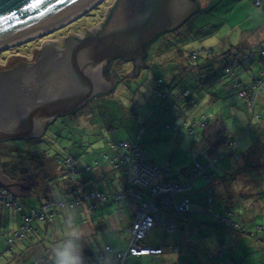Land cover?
<instances>
[{"label": "rangeland", "instance_id": "374dc122", "mask_svg": "<svg viewBox=\"0 0 264 264\" xmlns=\"http://www.w3.org/2000/svg\"><path fill=\"white\" fill-rule=\"evenodd\" d=\"M116 2L117 0H104L86 15L69 23L67 26L40 38H36L35 40L23 42L1 50L0 71H4L11 67L13 68V66H17L20 61H25L27 63L35 62L48 42L55 43L59 48H62L68 37L83 38L88 33L99 32L100 27L105 21V17L108 16L111 7ZM199 2L200 10L197 13L192 15L176 30L168 32L160 37V40L164 41L163 45L159 46L158 40L153 43V50L151 53H155L154 55L150 54L146 60V64L149 65V67H143L138 77L133 76L130 78V76H128L129 78L117 85L113 93L95 97L75 113L58 117L49 125L43 139L15 140L13 142L17 147L25 148L38 155L35 156L31 152H27L23 154L26 155L25 159L20 156V158H18L24 159V162L31 166V171H34L33 173L37 175L35 180L38 184L32 185L31 188L38 186L40 182L43 183L42 176L44 177V175L47 174L48 176L45 177L48 183L54 178V182H60L61 188L66 185L64 182L65 179L77 182L86 179L89 180V182L91 181L89 188H96L103 192L111 193L118 189H125L127 183L123 173L113 171L103 158V153L110 151V145H118L121 140H128L133 145H140L145 151L148 164L151 163L152 166L160 168H171L172 176H176L177 182L183 186L188 185L192 177L195 176L196 168L194 165V155H197L198 161L205 165L210 162H215V159H219V157L212 158L210 155L208 159L204 157L205 152H207V146L202 144L198 133L191 134L186 127L180 130L168 128L169 125L175 122L181 125L185 122L193 124V121H191L192 117H189L190 119L185 117L184 113H182L183 108L179 111H175L172 107V102L162 98L156 80L159 78L164 79L165 85L163 91L168 92L170 95H176L183 85H179L182 84V82L178 79L176 81L174 80V83L169 84L172 80V76L170 75V68L172 66H179L180 63L185 65H197L200 62H202V64L205 63L206 59L202 55L199 60L192 59L191 53L193 50H220V48L228 50L230 49V45L232 48H235L239 45V38L241 35H246L248 38L253 36L254 39H257L259 32L256 33L255 31L263 25L264 10L255 7L253 5V0H199ZM239 28H241V30ZM156 48H158V50H156L157 52L155 51ZM178 50L182 51L183 55L181 57H176ZM172 54L173 56H171ZM174 56L176 58L175 61L171 60ZM227 57L229 58L230 56L228 55ZM236 59L238 58L236 57ZM209 64L214 68L215 65L212 64V62L209 61ZM223 70L224 69L217 64L212 71L217 75L212 79L213 81L210 78L211 71L208 68H203V70L201 69L199 71L202 76L204 75L202 80L198 78L199 75L192 77V72H190V70L185 73L184 77L188 80L187 84L190 85L189 87L193 90L192 95L195 96L197 100L191 111V114L196 117L197 120H200L202 115L212 116L214 114L213 109H216V106L211 103L206 104L204 100H202V93L210 92L209 85L211 88L217 87L229 80L228 75H226ZM253 71H255V69H253ZM220 93L221 92L218 91V95ZM263 107L264 89L257 102L256 111L259 113L260 109ZM246 110L249 114V121L245 126H243L244 123H241L238 117L229 120L228 124L235 132L242 131L243 128V133L247 139L245 143H248L255 135L260 134H256V131L260 128L262 123H258L261 120H254L253 124H255V128L248 131L251 112L247 107ZM230 121H233L234 124ZM236 123L238 127H235ZM10 150L11 152L14 151V154H20L12 148H10ZM118 150L122 151L119 147ZM44 154L47 157H44ZM56 155H59L62 159L65 156L78 158V173L69 175L68 172L63 171L58 162L59 157L57 161L52 159ZM49 157H51V159ZM223 160L224 159L218 160V162L210 168V173L213 171L217 172L218 164L226 161ZM95 163H98V166L93 169L95 173H93V171L90 173L85 172L84 169L86 167L95 165ZM99 168H105L109 173V177L105 180H99L100 182L96 184L94 180L97 181L99 179L96 173ZM32 172H30V175L33 174ZM199 178L196 180L191 190L193 188L196 190L199 187H203L204 184L206 185L205 181L208 182L205 176ZM27 181L28 177L24 182ZM207 186L208 185L199 190L198 193L193 194L196 201L205 203L207 197L214 194L215 188H212L209 192ZM256 198V196H252L251 202H248L247 205L250 206L251 204H255ZM261 198H263L262 201L264 205V196H261ZM19 199L27 203L23 204L24 213L30 212V206H38L31 197ZM138 205H140L139 201L133 206L131 201H115L110 199L105 207H100L91 214L85 212L84 216H86V218H94L96 220V225H98L93 234H91L92 242H95L94 245L101 246L102 248L110 245L114 249H126L129 245L130 234L128 233V229L133 219L132 213ZM216 205L217 202L212 205L214 206L215 212L217 210L215 208ZM253 207L254 206L250 208ZM6 209L7 208L4 210ZM119 212H121V214H119ZM251 212H253V210ZM103 213L106 214L108 221H105L104 226L99 229L98 217ZM221 213L225 214L224 210H221ZM261 213L262 214H260L258 218L252 219V222L250 221L247 224L248 233L254 232L256 228L263 229L260 226L264 227V209ZM20 215L21 213L14 211L13 214L8 217L10 220L8 222V230L6 224L2 225L3 227L1 229L3 232L0 233V235L2 234L0 236V242L5 243V248L3 249L7 248L5 235L7 238L13 235L17 224L14 221L15 217L17 218ZM113 215L114 217H111ZM252 215H254V213ZM110 217L111 221L109 219ZM234 218L243 222L242 219L245 217L239 218L234 216ZM21 223L22 221L20 219V224ZM216 231L226 239L227 242L225 241V245L227 247L224 248L223 244L221 246L218 244ZM201 235L205 237H210V235H212L210 240H212L213 245H211L209 250L198 248L196 251L192 249L191 251L181 254L182 257H180L181 255L178 253L172 251L171 254L173 257L183 258V260L192 258L194 264H261L264 262V241L260 242L242 232L231 231L221 225L216 226L212 224H208V227L202 230ZM263 235L264 232L262 233V236ZM150 236L151 232L148 234V238H150ZM132 237L131 234V240ZM195 237L200 239L199 242H196L198 244H201V242L205 240V238H201L198 233ZM148 240H146L143 245L149 244ZM219 251H222V253L219 254ZM223 253H225V255H223ZM151 259V256L146 257L148 261L147 264H153L150 262ZM171 259L173 258L171 257ZM133 260H135V258L130 257V259H128V264H133L131 263ZM139 264L146 263L140 262Z\"/></svg>", "mask_w": 264, "mask_h": 264}, {"label": "water", "instance_id": "95a60500", "mask_svg": "<svg viewBox=\"0 0 264 264\" xmlns=\"http://www.w3.org/2000/svg\"><path fill=\"white\" fill-rule=\"evenodd\" d=\"M103 1L0 0V51L67 26ZM199 10V0H121L99 33L68 37L72 39L66 38L62 48L48 42L35 62L20 61L2 71L0 143L40 139L58 117L113 92L118 79L108 69L114 59L144 66L148 45ZM136 75L131 71L127 77ZM35 177L33 173L27 182L10 180L1 170L0 157V188L13 198L26 196L38 184Z\"/></svg>", "mask_w": 264, "mask_h": 264}, {"label": "crops", "instance_id": "0c3cea01", "mask_svg": "<svg viewBox=\"0 0 264 264\" xmlns=\"http://www.w3.org/2000/svg\"><path fill=\"white\" fill-rule=\"evenodd\" d=\"M261 27L262 29L260 30L261 35L259 39L253 40L251 39V37L248 38L246 35H241L239 38L240 46L244 48L255 47L256 50H258L257 48L260 44L259 41L264 42V22ZM239 29L241 30V28ZM246 30H250V29H246ZM245 59L246 58L243 56L241 57L240 61H237L235 57L236 60L235 62L237 67L236 72L238 78L233 79V81L227 80L224 83H222L221 86H217V87L215 86L209 89L213 91V94L215 96L213 94L210 95L209 93H204L202 96V100H204L206 104L211 103L216 106V109H213V112L215 115L219 116V119L212 120L208 125H203L202 123L199 124L201 126L199 127V132H198L199 137L202 141V144L207 146V152H205L204 154V157L206 159H208V156L206 154H208L210 148H214V152H218L220 155L222 153L224 154L227 151L226 143L222 142V136H224V133L222 135L220 134L221 133L220 129L222 128L224 121L228 123L229 120L238 117L240 118L241 123L247 122V117L249 116V114L246 110V107L241 102L242 98L240 97V95L239 94L236 95V93H238L237 89H243V87H247L252 82V78H253L252 74L247 68L250 61ZM257 65L258 64L254 66L252 65L253 66L252 69L257 68L256 67ZM141 69L142 68L139 69V73ZM138 75L135 77H138ZM171 76L172 79H175L172 74ZM216 76L217 75L214 74L212 78ZM132 77L133 76H130V78ZM170 82H172V80ZM220 88H222V92L219 95L218 92L214 93ZM224 90H226V94L225 92H223ZM178 92L176 94H178ZM196 101L197 100L195 96L194 99L191 100V102L188 101L189 103L187 102L184 103V101L179 100L180 103L179 110L183 108L182 113H184L185 117L188 119H190L189 117H192L191 121H193V123L197 119L191 114V111ZM222 118L224 119L222 120ZM230 122L234 124L233 121ZM259 123L262 124L260 128L257 129L256 134L257 133L260 134L255 135L254 138H252L248 143H245L247 139L246 137L242 136V131H238V132L234 131L231 132V134L229 133L231 136L237 137V139L240 140V146L238 149L240 152V158L236 159L226 156L224 158V160L226 161L223 160L224 162L218 164L217 172L214 171L211 172V174L214 176L213 178L215 181V190H214V194L209 196H214V200L217 202L216 205L217 211L219 212V214H222L221 210H224L225 214H228V212H230L233 218L234 216H237L239 218L245 217L244 219H242L243 222L234 218L236 221L241 222L242 224L244 223L245 227L250 221L252 222V219L258 218L260 214H262L261 212L264 209V205L262 201L263 198H261V196H264V119H262V122L260 121ZM181 125H185V127L189 128L188 122L187 123L185 122ZM181 125H178L177 123V125L173 126V128L170 129L180 130L183 128L181 127ZM235 127H238L237 123L235 124ZM225 135L228 134L225 133ZM257 136L259 138L258 140H257ZM119 152L121 151L119 150ZM194 158H196V161H198L197 155H194ZM198 163L200 162L198 161ZM198 163H196V166ZM209 164L208 165L203 164L205 165L204 168H206V166L211 168L210 166L211 164L210 165ZM60 166L63 168L61 163ZM168 169L170 171L168 175V180L179 184V182H177L178 180L176 176L174 177L172 176L171 168L168 167ZM207 171L210 172V169ZM96 173L98 175V178L101 180L102 179L105 180L107 179V177H109V173L105 168H99ZM196 180L195 181L191 180V182L186 186H183L181 184L180 185L183 187H188L189 190H191ZM20 182H24V181H20ZM208 182L205 181L206 185H209ZM206 185L204 184L203 187H199L196 190H194L193 188L192 189L194 191L193 194L198 193V191L204 188ZM37 188L38 186L32 187L26 196L22 195L16 197L18 202H20V204L23 206V209H24L23 204L26 203V201L21 200L19 198L31 197V199L38 204L37 207H33V205L30 204L32 206H30L29 208L31 207L41 208L42 205L46 206V204L48 203L47 199L45 198L46 194L44 191H41V189H39L40 187L38 188L39 190ZM36 190L39 192L40 195H44V196H39ZM64 191L67 192L66 187ZM252 196L257 197L256 203L248 206L247 204L248 202H251L250 200H252ZM73 198H74L73 195H67L63 197L55 196L54 198L55 202H51V206L49 207L50 211H52L55 214V221L52 223H35L33 232L26 237V242L25 243L19 242L17 244V247L14 250V252H17V255L12 257V254H10L9 251L3 253L4 255L2 254L0 256V264H49V263L53 264V261H49L47 263L45 261L53 260L54 247H56L62 240H64L67 237L69 231L72 229H75L79 232L80 238L78 243L82 250V256L83 258L84 257L88 258L87 260L83 259V264H120V261H118L117 259V255L119 253H125L129 249V246L131 244L130 230L136 218L137 211L140 205H138V207L132 213L133 219L130 222V227L128 229L129 230L128 233L130 234L128 247L126 249L124 248L114 249L110 245H107L105 248H102L101 246L94 245L95 244L94 241L92 242L91 234H93L94 230L98 226L96 225V220L94 218H86V216H84V213L86 212L87 214H91L96 209L105 206L98 204L97 207L91 212L88 211V206H89L88 203H82L80 204L81 206L79 208L72 210L64 211L58 208V202L60 200L64 199L65 201H67ZM125 201H131L132 205L135 206L138 200L129 197L125 199ZM206 205H207L206 202L205 203L198 202L196 201L195 196H193V211L189 217L185 218L182 224L181 231L173 232V233L166 232L164 228L159 226L156 227L154 230L150 231L151 236L150 238L147 237V240L149 239L148 245L156 248H163L162 254L151 255L152 259L150 260V262H152L153 264H194V260L192 258L186 260H183V258H179V257L174 258L173 255L171 254L172 251L174 252L175 250L176 253L181 255L187 251H191L192 249H195L197 251L198 248H203L204 250L207 249L209 250L211 248V245H213V243L212 240H210V237L212 235H210V237L202 236L201 235L202 230L205 227H208V224L217 226L219 225V223H215V221L209 220L210 217L205 211L206 207H204ZM252 206L254 207L250 208ZM3 208L4 209L7 208V209L4 210ZM250 210L251 211L253 210V212H251ZM14 211L22 214V210L15 209L14 207L13 208H8L3 206L0 207V233L3 232V230L1 229L3 227L2 226L3 224L7 225V230H8V222L10 221L8 217L11 216ZM253 213L254 215H252ZM119 214H121V212H119ZM216 214L218 216V213ZM111 217H114V215ZM111 217L109 218L110 221H111ZM20 219L22 221L21 215L18 216L17 218L15 217L14 220L15 223H17L15 227V231L13 233V235L15 236H16V232L22 226V223L20 224ZM107 219L108 218L105 213H103L98 217L99 229H101L102 226H104V222L108 221ZM197 233L200 234L201 238H205L206 241L203 240L201 244L196 243L199 242L200 240L195 237ZM244 234H247L251 238H254L251 232L248 233V229H247V233L245 232ZM216 235L218 238L217 242L221 246L222 242L225 241V239L218 231H216ZM5 238H6V245H8V239L11 238V236L7 238L5 235ZM261 238L262 240H257V241L260 242L263 241L264 235L261 236ZM3 243L4 242H0V252H2L4 250L3 248H5V243L4 244ZM108 247L111 248L112 250L111 252L107 250ZM175 247L178 250L174 249ZM24 249L26 251L23 252V254H21L22 250ZM130 257L131 256H128L126 258L125 260L126 264H128V259H130ZM146 257H150V256H141V257L133 256L131 258H135V260L131 261V263L139 264L140 262H142L147 264L148 261L146 260ZM171 257L173 259H171ZM180 257H182V255ZM84 261H86V263H84Z\"/></svg>", "mask_w": 264, "mask_h": 264}, {"label": "trees", "instance_id": "16d2710c", "mask_svg": "<svg viewBox=\"0 0 264 264\" xmlns=\"http://www.w3.org/2000/svg\"><path fill=\"white\" fill-rule=\"evenodd\" d=\"M257 2H259V3L257 4ZM253 5L255 7H257L258 9L261 8V9L264 10V0H253ZM261 29H262V27L260 26L259 29H257V31H255L256 33L259 32V36H258L257 39L260 38V35H261V31L260 30ZM250 37H251V39L254 40L253 36H250ZM160 39L161 38L157 39L159 41V43H158L159 46L164 44V41H162ZM259 42H260V44H259V46L257 48L258 50H256L255 47L244 48V47L240 46V44L238 46H236L235 48H232L231 45H230V49H228V50H224V49L220 48L221 51L219 49H216V50L215 49H204L203 51L193 50L192 53H191V57H192L193 60H199L201 58L200 56L202 55V56L205 57L206 62L203 63V64H202V62H200L197 65L196 64H194V65H191V64L185 65L183 63H180L179 66H177V65L175 67L172 66L170 68L171 69L170 75L172 74L175 79H172V82H169V84L174 83L173 81L178 79V80H181V82H182V84H179V85H183V86L180 87L181 90L178 92V94L170 95L168 92L163 91L164 85H165L164 79L159 78V79L156 80V83L158 85V88L160 89V95L164 99L168 98V100H170L172 102L173 109L175 111H179V109H180L179 100L184 101V103L185 102L189 103V102H191L192 99H194V96L192 95L193 90L191 89V87H189L190 85L187 84L188 80L184 77L185 73L188 70H190V72H192V74H191L192 77L199 75L198 78L200 80H202L204 75L202 76V74L199 72L201 69L203 70V68H208L212 72L213 69L217 66V64H219V66H221V68L224 69L223 70L224 73L226 75H228L229 80L233 81V79L238 78L237 77V72H236V68L237 67H236L235 57H237L238 58L237 60L240 61L241 57L244 56L246 58L245 60H249L250 61V63H249L247 68L251 72L253 78H252V82H251L250 85H248L247 87H243V89H237L238 93H236V95H238V94L240 95V97L242 98V100H241L242 104L244 106H246L251 112V119H250L248 131L250 129H254L255 128V124H253V121L254 120H261L262 121V119H264V115H263L264 107L260 109L259 113L256 111L257 102H258V100L260 98L262 90L264 89V42H261V41H259ZM152 50H153V47L151 48L148 57L150 56V54L154 55L155 52L151 53ZM156 50H158V48H156L155 51ZM182 55H183L182 51L178 50L176 57H181ZM228 55L230 56L229 57L230 59L227 57ZM171 56H173V54ZM251 56H252V59H251ZM175 59L176 58L174 56V58L171 59V60L175 61ZM209 61L212 62V64L215 65L214 68L211 66V64H209ZM255 63L258 64V65L256 66L257 68H255V71H253L252 67L254 65H256ZM11 68H7L6 70L11 69ZM2 71H0V73ZM211 72H210V78L212 80L214 78V77L212 78V76H214V74H213V72L211 74ZM259 81H261L262 84H261V86H259L260 90L258 91V95L255 98V104H254V106H251L249 101H248V99L250 98V94L252 93V91L256 90L258 88L256 86V83H258ZM209 89H211L210 86H209ZM209 91L210 92H208V93L210 95H212L213 91L212 90H209ZM218 91L222 92V88L218 89L214 93H217ZM223 92H225V94H226V90H224ZM202 95H203V93H202ZM248 117H247V122L249 121ZM216 119H219V116H217L215 114H213L212 116L211 115H209V116L202 115L200 120L199 119L196 120L193 124H189V128L188 127H186V128L190 131L191 134H197L199 132V127H201L199 125L200 123H202L203 125H208V124H210V122L212 120H216ZM223 119L224 118H222V120ZM246 123H244L243 126H245ZM175 125H177V122L172 123V125H169L168 128H173V126H175ZM181 127L185 128V126H183V125H181ZM220 132H221L220 133L221 135L224 133V136H222V142L226 143L227 151L224 154L222 153L220 155L218 152H214V148H210V150L208 151V154H206V155L207 156L210 155L212 158L219 157V159H215L214 160L215 162H210L211 165L210 164L209 165L211 167L213 165H215V163H217L218 160H220V159L222 160L226 156L231 157V158H236V159L240 158V152L238 150L239 146H240V140L237 139V137H233V136L230 135L231 132H234V131H233V129H231L230 125L227 122H225V121L223 122V125H222V128L220 129ZM243 132L244 131H243V128H242V136L246 137ZM225 133L228 134V135H225ZM41 139H43V137L40 138V140ZM258 139L259 138L257 136V140ZM13 142L14 141H7V142H1L0 143L1 170H2L3 174L5 176H7L12 181H16V180L25 181L27 179V177L31 174L30 172H32L31 171L32 168H31V166L29 164L24 162V159L26 158V155H23V154H25L27 152H31L35 156H38V155H36L32 151L26 150L25 148L17 147L15 144H13ZM120 142H129V141L128 140H124V141H120ZM231 144H232V147L230 146ZM113 145L117 146V148L115 150L117 152H119V150H118L119 144L118 145L117 144H111L110 145V151H106V152L103 153V158L106 160L107 163H108V159L106 158V155L112 156L113 153L115 152V150L112 149ZM131 145H133V144H131ZM139 147L142 149V147L140 145H139ZM10 148H12L15 151H18L20 154L19 155L18 154H14L13 153L14 151L11 152ZM19 156L20 157H24V159H18V158H20ZM44 157H47V156L45 155ZM58 157H59V161L58 162H59V164L60 163L62 164V166H63L62 170L63 171L68 172L69 175H74V174L78 173V165H76V171L75 172L69 171L63 165L64 162L67 159H69V158L70 159H75L76 162H77L78 158H74L72 156H69V157L65 156L62 159V158H60L59 155H56L52 159L57 161ZM144 157H145V162L147 163L145 151H144ZM49 158L51 159V157H49ZM196 163H198V161H196V158H194V165H195V168H196V172H195V176L192 177V181H195L199 177L205 176L207 178V180L209 181V185L207 186V190L210 191L212 188L214 189L215 188V181H214V178H213L214 176L210 172L207 171V170L210 169V167L206 166V168H204L205 165L198 163L199 165H201L202 168L206 169L204 172L201 173L200 172V168L198 166H196ZM147 165H150V164L147 163ZM97 166H98V163H95V165L88 166L89 170H88V167H86L84 170H85V172L90 173ZM150 166H152V165H150ZM154 167H157V166H154ZM111 169L113 171H119V172L123 173V175H124V177L126 179V183H127L126 189H118L117 191H114V192H111V193H107L105 191L104 192L100 191V190H98L96 188H89V185H90L91 181L89 182V180H86V179H83L80 182H77V181H74V180H70V179H65L64 182H65L66 185L62 186V188H61L60 182H58V181L54 182L53 181L54 178H53V180L50 183H48V180L45 177V176H48L47 174L44 175V177L42 176L43 183L40 182V184L38 186L40 187L39 189H41V191L45 192V194H46L45 198L47 199V202H48L46 204V206H49V207L51 206V202H55V199H54L55 196L63 197V196H67V195H73L74 198L71 199V200L65 201L64 199H62V200H60L58 202V208L61 209V210H64V211L65 210H72V209L79 208L81 205L80 204L76 205L74 208H71L69 206L66 207V208H62V207H59V203L60 202H75V200L77 198H79L81 200H84L85 195H89V194H92V193H96V194H99L101 196H104V197H106V200L103 203H98L96 201H90V202L82 201V203H88L89 205L93 204V205H96V206L98 204H100V205L105 206L106 203H108V201L110 199H113L115 201H123V200H125V199H127L129 197L132 198L131 193H133V191L135 192V190L137 191L139 188H135V187H133V185H131L129 183V178H128L127 174H126V171H125L124 167H120V168L111 167ZM84 170H83V172H84ZM93 173H95V171H93ZM99 180H101V179H98L97 181L94 180V182L97 184V183L100 182ZM102 180H104V179H102ZM87 185H88V187H87ZM65 187H66V191L67 192L64 191ZM36 192H37V194H39L38 191H36ZM193 192H194L193 190H191V191L188 190L185 193H183L182 196H179L177 198L178 201H181L183 198H188L189 199V201L191 203V211L189 213H185V212L184 213H179V212H175L173 210H164L163 211L164 214L169 215V216H171V217H173V218H175L177 220V223H178L177 224V229L170 230L167 226H163V225L157 223V224H155V226L151 230H149L147 232L146 237L143 240L137 242V246L138 247L156 248V247H152V246H150L148 244L143 245V243L146 242L147 237H148V233L150 231L154 230L158 226L164 228L166 232L173 233V232L181 231L182 224H183L185 218L189 217L191 215L192 211H193ZM11 196H13V195H11ZM39 196H44V195H40L39 194ZM51 196H54V197H51ZM135 200H138V199H135ZM138 201L140 202V207H141L142 206V201L141 200H138ZM215 202L216 201L214 200V196H208L207 199H206V203H207V205H206V213L210 217L209 220L215 221V223H219V225H221V226H223V227H225V228H227V229H229L231 231L242 232V233L247 232L246 227L241 222L236 221L232 217V214L230 212H228V214H225V215L219 214V212L217 210L215 212L214 206H212V205L215 204ZM46 206L42 205L41 208H32L31 207V210H29L30 211L29 213H24L23 206L20 204V202H18L16 197L14 198L13 206H7V205L5 206V205H3V207H8V208H13L14 207L15 209H19V207H20V210H22V214H21L22 226L16 232V236L13 235V236H11V238L8 239L7 248L4 249L2 252H0V256L3 253L8 252V251H9L10 254H12V257L17 255V252H14V250L17 247V244L19 242L20 243H25L26 242V237L33 232V228H34V224L35 223H52V222L55 221V214L52 211H50V208H47L45 210V212L47 214H51V213L54 214V220L53 221H51L49 219H47L45 221L34 220L28 226H26L25 223L23 222L24 216H30L31 213H32V210H40V209H43ZM215 208L217 209V206H215ZM216 213H218V216H217ZM226 217H230L233 220L235 225L234 226L233 225L232 226H227L222 221V219L226 218ZM236 225H238L239 227H237ZM260 227L263 228V229L261 230V229L256 228L254 232H251V234L253 235V237L256 240H262L261 236H262V233L264 232V227H262V226H260ZM225 241H226V239H225ZM225 241L222 242V244L224 245L223 246L224 248L227 247L225 245ZM158 249L162 250V253H163V248H158ZM174 249H176V247ZM176 250H178V249H176ZM25 251H26L25 249L22 250L21 254H23V252H25ZM174 252H175V250H174ZM220 253H222V251H219V254ZM151 255H160V254H151ZM151 255H147V256H151ZM223 255H225V253H223ZM131 257H133V256H131ZM83 259L87 260L88 258L84 257ZM49 261H53V260H46L45 262L47 263ZM84 263H86V261H84ZM261 264H264V262L261 263Z\"/></svg>", "mask_w": 264, "mask_h": 264}, {"label": "built area", "instance_id": "2783aa9c", "mask_svg": "<svg viewBox=\"0 0 264 264\" xmlns=\"http://www.w3.org/2000/svg\"><path fill=\"white\" fill-rule=\"evenodd\" d=\"M258 3L259 2H257V4ZM261 84V81L256 83L258 88L253 90L250 94L248 101L251 106H254L255 104V98L258 95V91L260 90L259 86H261ZM230 146L232 147V144ZM116 148L117 146H112L113 150ZM119 148H121L123 152H117L115 150L112 156L106 155L108 164L114 168L124 167L129 178V183L133 185V187L139 188L137 191L135 190V192L133 191V193H131L132 198L142 201V206L138 209L136 218L130 230L133 237L129 249L127 252L119 253L117 255L120 264H126L125 260L128 256L161 254L162 250L158 248L138 247L137 242L143 240L146 237L147 232L157 223L167 226L170 230L177 229V220L164 214L163 211L173 210L179 213H189L191 211V203L188 198H183L181 201L177 200V198L182 196L183 193L189 190V188L183 187L176 182L169 181L168 175L170 171L168 168L147 165L145 162L144 151L138 145H131L129 142H120ZM63 165L69 171H76L77 162L75 159L69 158ZM197 166L200 168L201 173L206 170L198 164ZM105 200L106 197L92 193L85 195L84 200L77 198L75 202H60L59 207L66 208L69 206L74 208L76 205L82 204V201H96L98 203H103ZM13 202L14 198L11 194L5 189L0 188V206H13ZM96 207V205L91 204L88 206V211L91 212ZM47 208H49V206L40 210H32L30 216H24L23 222L25 225H30L34 220L45 221L49 219L53 221L54 214H47L45 212ZM222 221L227 226L235 225L230 217L223 218ZM236 226L239 227L238 225ZM107 250L109 252L112 251L110 247H108Z\"/></svg>", "mask_w": 264, "mask_h": 264}, {"label": "clouds", "instance_id": "9594fccd", "mask_svg": "<svg viewBox=\"0 0 264 264\" xmlns=\"http://www.w3.org/2000/svg\"><path fill=\"white\" fill-rule=\"evenodd\" d=\"M79 238L80 234L77 230H70L67 237L54 247L53 264H83Z\"/></svg>", "mask_w": 264, "mask_h": 264}, {"label": "flooded vegetation", "instance_id": "af4514ba", "mask_svg": "<svg viewBox=\"0 0 264 264\" xmlns=\"http://www.w3.org/2000/svg\"><path fill=\"white\" fill-rule=\"evenodd\" d=\"M121 0H117V2L111 7V10L109 11V14H108V16L107 17H105V21L103 22V25L100 27V30H99V32L102 30V28H103V26L105 25V23L107 22V20L110 18V16L112 15V12H113V10L115 9V7H116V5L120 2ZM176 30V29H175ZM174 31V30H173ZM99 32H95V33H93V34H97V33H99ZM171 32V31H170ZM168 32H165V33H163V34H161L158 38H160V37H162L164 34H167ZM89 34H91V33H88V34H86V36L87 35H89ZM157 38V39H158ZM70 39H72V38H68V40H70ZM156 39V40H157ZM67 40V41H68ZM155 40V41H156ZM66 41V42H67ZM155 41H153L150 45H148V48H147V57H148V55H149V52H150V50H151V48H152V45H153V43L155 42ZM41 53V52H40ZM38 57H39V55H38ZM147 57H146V59H145V65L144 66H146V60H147ZM38 59V58H37ZM144 66H141V65H139V63H137V61H135V60H121V59H114L112 62H111V65H110V67H109V69H108V74L111 76V77H117V79H118V81H117V84H116V86L118 85V84H120L121 82H123L125 79H127L128 77H127V75H128V73L129 72H131V71H133V75H136V71L138 70V69H140V68H143ZM128 69V70H127ZM4 71H6V70H4ZM137 76V75H136ZM112 93V91L110 92V93H107V94H102V95H99V96H103V95H108V94H111ZM98 97V96H97Z\"/></svg>", "mask_w": 264, "mask_h": 264}, {"label": "bare ground", "instance_id": "6f19581e", "mask_svg": "<svg viewBox=\"0 0 264 264\" xmlns=\"http://www.w3.org/2000/svg\"><path fill=\"white\" fill-rule=\"evenodd\" d=\"M97 3H98V2H97ZM93 6H94V5H93ZM93 6H92V7H93ZM88 10H90V8H89ZM86 11H87V10H86Z\"/></svg>", "mask_w": 264, "mask_h": 264}]
</instances>
